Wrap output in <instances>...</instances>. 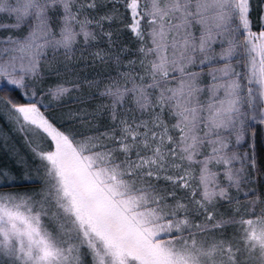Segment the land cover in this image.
Instances as JSON below:
<instances>
[{
	"label": "snow or ice",
	"instance_id": "snow-or-ice-1",
	"mask_svg": "<svg viewBox=\"0 0 264 264\" xmlns=\"http://www.w3.org/2000/svg\"><path fill=\"white\" fill-rule=\"evenodd\" d=\"M258 137L264 0H0V264H264Z\"/></svg>",
	"mask_w": 264,
	"mask_h": 264
},
{
	"label": "rangeland",
	"instance_id": "rangeland-1",
	"mask_svg": "<svg viewBox=\"0 0 264 264\" xmlns=\"http://www.w3.org/2000/svg\"><path fill=\"white\" fill-rule=\"evenodd\" d=\"M3 162H4V159H3V149L0 148V163H3ZM19 183H27V182L20 181Z\"/></svg>",
	"mask_w": 264,
	"mask_h": 264
},
{
	"label": "trees",
	"instance_id": "trees-1",
	"mask_svg": "<svg viewBox=\"0 0 264 264\" xmlns=\"http://www.w3.org/2000/svg\"><path fill=\"white\" fill-rule=\"evenodd\" d=\"M257 143H258V147L262 144H264V140H261L259 137H258V140H257ZM21 185H25L26 183H20Z\"/></svg>",
	"mask_w": 264,
	"mask_h": 264
}]
</instances>
